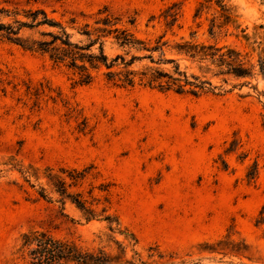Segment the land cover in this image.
I'll list each match as a JSON object with an SVG mask.
<instances>
[{"label":"rangeland","instance_id":"obj_1","mask_svg":"<svg viewBox=\"0 0 264 264\" xmlns=\"http://www.w3.org/2000/svg\"><path fill=\"white\" fill-rule=\"evenodd\" d=\"M27 1L0 0V7L17 9L23 20L22 11L41 8L80 44L84 24L93 26L107 9L123 23L134 18L142 39L165 33L169 41L229 45L254 70L245 78L208 73L216 88L198 97L118 87L106 82L104 69L80 85L46 54L0 39V264L21 263L17 244L32 229L99 245L106 222L86 223L69 201L62 206L50 172L72 193L95 199L97 211L107 206L150 264H264V73L258 71L264 0H228V22L215 4L204 3L195 16L204 0ZM169 8L179 12L171 30L164 17ZM212 19L221 27L210 35ZM55 30L42 26L21 35L40 39V32ZM117 51L105 44L107 55ZM191 71L201 74L196 65ZM69 171L83 174L77 185ZM41 188L47 199L39 197ZM149 247L162 258H148Z\"/></svg>","mask_w":264,"mask_h":264},{"label":"trees","instance_id":"obj_2","mask_svg":"<svg viewBox=\"0 0 264 264\" xmlns=\"http://www.w3.org/2000/svg\"><path fill=\"white\" fill-rule=\"evenodd\" d=\"M204 3L215 4L226 22L232 18L228 0L201 1L195 16L205 7ZM100 13L104 16L95 20L93 26L84 24L81 36L85 40L80 44L71 40V35L60 21L48 17L41 8L22 11L25 18L23 20L17 18L20 15L17 9L11 11L0 7V16L12 18V22H0V39L19 44L30 51L46 54L54 63H61L72 70L77 76L76 82L80 85L92 83L97 73L104 69L101 75L106 82L118 87L131 88L141 85L162 92L172 91L198 97L213 92L216 88L206 76L208 73L212 76L235 78L253 76L254 65L244 61L241 54L229 45L199 42L192 37L169 41L164 39L165 33L159 34L153 41L145 40L137 35L134 18L123 23L121 16L107 9ZM178 16L177 9L169 8L164 14L165 25L169 30ZM42 26L56 30L40 32V39L24 38L21 35L24 29L32 30ZM215 27L221 25L215 24L212 19L208 28L210 35L214 34ZM107 42L118 50L112 56L105 53ZM183 60L190 64L183 66ZM192 65H196L201 74L191 71ZM258 71L264 73L263 62L259 64ZM226 80L223 78V81ZM226 151L229 152L230 149ZM222 162L225 167L224 161ZM255 175L256 165L253 171L247 174L248 180ZM46 176L53 191L60 197L58 201L62 206L69 201L81 213V218L86 223L93 220L105 221L106 228L97 235L99 245L92 248L84 247L71 238L56 236L48 229L24 232L20 235L15 252L19 255L20 264H150L143 260L137 251L138 242L135 235L121 224L115 214L109 212L107 206L104 205L97 211L93 205L95 199L87 201L79 192L72 193L69 191L70 185L57 174L50 172ZM67 176L73 181V185H77L83 174L69 171ZM38 195L42 199L48 198L44 188L40 189ZM117 236H122L123 239L119 240ZM129 249L132 252L130 257ZM147 252L152 261H155V256L162 258L161 252L153 247H149Z\"/></svg>","mask_w":264,"mask_h":264}]
</instances>
